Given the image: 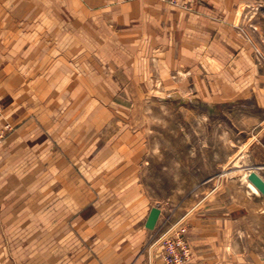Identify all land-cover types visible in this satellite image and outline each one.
<instances>
[{
    "label": "rangeland",
    "instance_id": "1",
    "mask_svg": "<svg viewBox=\"0 0 264 264\" xmlns=\"http://www.w3.org/2000/svg\"><path fill=\"white\" fill-rule=\"evenodd\" d=\"M54 1L0 0V100L13 122L0 143V186L18 174L40 190L54 169H79L82 184L160 207L162 232L183 219L194 251L187 216L210 185L241 179L249 187L243 166L253 164L255 64L240 65L231 80V65L212 57L167 73L126 64L120 49L99 38L79 0L63 7ZM181 2L163 3L184 8ZM247 8L234 28L260 57ZM223 260L253 264V255Z\"/></svg>",
    "mask_w": 264,
    "mask_h": 264
},
{
    "label": "crops",
    "instance_id": "2",
    "mask_svg": "<svg viewBox=\"0 0 264 264\" xmlns=\"http://www.w3.org/2000/svg\"><path fill=\"white\" fill-rule=\"evenodd\" d=\"M69 1L77 0L54 4L63 7ZM261 1L182 0L185 7L174 8L158 0H79V10L88 12L99 38L120 49L126 64L150 63L167 73L180 63L205 65L212 57L231 65L226 72L231 80L232 74H241L240 65L253 62L258 75L253 164L243 168L264 179V60L249 54V45L234 28L241 6L247 5L253 12V43L264 52ZM4 120L10 121L5 109ZM81 172L54 169L53 178L35 191L24 179L19 182L18 174L15 182L0 186V192H9L5 199L0 194V264H164L151 242L165 227L163 210L123 197L122 202L92 182L82 184ZM210 186L211 192L187 216L189 244L195 246L192 264H218L230 255H253V264H264V195L241 179ZM153 207L161 214L149 229ZM3 240H9L8 248H2ZM244 240L253 244L236 242Z\"/></svg>",
    "mask_w": 264,
    "mask_h": 264
},
{
    "label": "built area",
    "instance_id": "3",
    "mask_svg": "<svg viewBox=\"0 0 264 264\" xmlns=\"http://www.w3.org/2000/svg\"><path fill=\"white\" fill-rule=\"evenodd\" d=\"M163 2L178 5L180 0H161ZM262 43L264 46V34ZM264 60V53L260 56ZM4 115V106L0 100V143L6 135L13 129L10 121L2 118ZM187 227L182 220L177 221L165 231H163L155 240L154 244L160 248V257L164 264H191L192 250L186 239Z\"/></svg>",
    "mask_w": 264,
    "mask_h": 264
},
{
    "label": "water",
    "instance_id": "4",
    "mask_svg": "<svg viewBox=\"0 0 264 264\" xmlns=\"http://www.w3.org/2000/svg\"><path fill=\"white\" fill-rule=\"evenodd\" d=\"M248 180H250L264 195V179L256 171L251 170L249 172ZM160 214H161L160 208L153 207L147 219L146 227L149 229H154L156 227Z\"/></svg>",
    "mask_w": 264,
    "mask_h": 264
},
{
    "label": "bare ground",
    "instance_id": "5",
    "mask_svg": "<svg viewBox=\"0 0 264 264\" xmlns=\"http://www.w3.org/2000/svg\"><path fill=\"white\" fill-rule=\"evenodd\" d=\"M243 174H244V178L248 181L249 187L255 193L261 194V192L259 191V189L250 180H248L249 170L248 169L244 170V173Z\"/></svg>",
    "mask_w": 264,
    "mask_h": 264
}]
</instances>
